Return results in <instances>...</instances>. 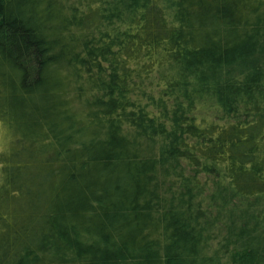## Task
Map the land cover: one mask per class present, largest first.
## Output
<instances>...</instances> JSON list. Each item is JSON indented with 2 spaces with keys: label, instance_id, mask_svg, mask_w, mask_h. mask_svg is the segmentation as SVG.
<instances>
[{
  "label": "trees",
  "instance_id": "trees-1",
  "mask_svg": "<svg viewBox=\"0 0 264 264\" xmlns=\"http://www.w3.org/2000/svg\"><path fill=\"white\" fill-rule=\"evenodd\" d=\"M0 121V264H264V0H0Z\"/></svg>",
  "mask_w": 264,
  "mask_h": 264
},
{
  "label": "rangeland",
  "instance_id": "rangeland-1",
  "mask_svg": "<svg viewBox=\"0 0 264 264\" xmlns=\"http://www.w3.org/2000/svg\"><path fill=\"white\" fill-rule=\"evenodd\" d=\"M11 141V135L6 125L0 121V152L8 149Z\"/></svg>",
  "mask_w": 264,
  "mask_h": 264
},
{
  "label": "clouds",
  "instance_id": "clouds-1",
  "mask_svg": "<svg viewBox=\"0 0 264 264\" xmlns=\"http://www.w3.org/2000/svg\"><path fill=\"white\" fill-rule=\"evenodd\" d=\"M132 98H135V97H132Z\"/></svg>",
  "mask_w": 264,
  "mask_h": 264
}]
</instances>
